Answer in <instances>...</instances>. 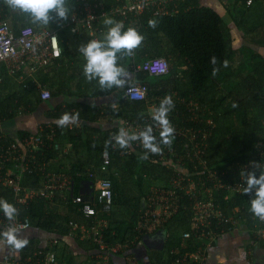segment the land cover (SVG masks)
<instances>
[{
    "label": "trees",
    "instance_id": "trees-1",
    "mask_svg": "<svg viewBox=\"0 0 264 264\" xmlns=\"http://www.w3.org/2000/svg\"><path fill=\"white\" fill-rule=\"evenodd\" d=\"M102 2L107 11L122 7L124 3L123 0H102ZM79 3V0H69L71 9L69 15L77 10ZM167 3L170 13H162L158 11V6H150L139 14L135 11H128L125 15L111 12L109 16L123 22L125 29L129 26L136 28L139 34L144 37L141 45L134 50V56H131L130 60H124L126 68L133 64V70L134 65L145 59L163 56L170 64L169 73L155 76L148 72L135 73L134 70L137 81L148 87L147 98L141 101L125 99L123 92L130 83L121 90V97L117 99L119 103L117 110L109 105H94L77 101L57 106L56 109L48 113V117L59 118L66 112L69 114L78 112V120H83L86 123L81 127L74 128L60 127L54 123L52 127L55 128L56 135L52 146L48 145L43 151L36 153L38 161L43 164L58 156L61 139H66L72 144L77 159L66 170L74 182V195L81 193L83 183L91 178V170L97 172L98 177L107 176L112 180L115 190L114 210L112 209L109 214L103 213L102 215L108 219L107 228L103 230L105 240L110 244H129L136 250L140 261L145 264L147 262L140 252L141 246L137 247L136 239L139 235L135 229L138 211L141 209L139 204L141 199L151 191V185L159 183V186L169 187V173L176 168L174 169L172 164L162 162L157 155L150 159L148 156L144 158V155L136 152L127 153L131 144L128 148H120L115 140L111 139L118 132L119 127L104 130L94 126L95 121L108 113L111 116H120L124 119L144 121L149 116L147 111L150 102H156L158 107L161 101L159 98L173 96L172 100L175 103L169 113L171 114L169 115L170 121L175 126L202 128L210 133L206 155L208 167L217 173L224 172L221 174L223 182L229 183L238 180V175L241 172L240 170L236 171L238 166L242 167L250 162L262 161L264 163V55L259 52L260 48L264 47V0H254L251 6L246 5V0H233L229 9L232 19L240 31H245L246 34L252 33L250 38L247 36L245 38L250 43L256 44V47L252 44L254 46L243 45L239 48L233 46L234 38L228 22L214 7L204 5L201 0H169ZM239 4L243 7H240ZM0 18L8 19L16 31L24 26L33 27L35 30L49 28L57 31L62 47V56L51 63L49 71L46 67L38 75V78L45 81L48 80L47 77H50L49 81L51 82L62 75H68V82L75 77L76 69L71 68V63L80 53H74L73 44L75 47L74 42L77 41V37L73 38V36H79L87 43L95 37L101 39L102 34L106 31V26L100 22L98 25L102 31H99L97 35H90L87 31H82L81 34L74 33L71 30L73 24L61 27V23L66 22L68 18L66 20L54 19L48 26L38 27L33 25L26 15L9 9L3 0H0ZM152 19L157 21L155 28L148 25V21ZM250 23L253 24L250 26ZM212 57L216 58L215 64L211 62ZM225 61L227 62L226 67ZM67 64H70L71 69L66 67ZM213 68L219 69L215 75H213ZM62 86L52 89V95L60 96L66 93L64 83ZM117 90L118 88L102 90L98 86L92 88L85 96H108ZM42 102L33 82L30 87L24 88L21 82L9 74L6 65H0V123L13 119L20 113L33 112ZM50 130L51 127L45 126L43 133ZM30 134L31 132L19 131L18 136L19 139H23ZM237 134H242L241 140L238 136V141L241 144L240 149L234 153H227L226 146L230 141L234 143L237 140ZM12 141L14 139L10 137L0 136V146ZM106 141H109L107 145ZM161 145L162 147L166 146ZM186 146V139L173 133L172 144L168 148H172L179 155H184ZM106 152L111 157L109 171L112 173L98 171L103 161V154ZM172 158L175 160L174 157ZM185 164L186 171L182 172L185 177L191 176L194 180L199 181L200 176L206 177L208 174L209 168H202L198 171L199 169H195L190 162ZM140 170L141 173H138ZM251 170H253L252 166L245 172ZM43 180V173L35 172L24 174L22 181L28 188L39 190ZM131 183L137 186L139 195H130V191L134 190ZM0 199H5L10 204L14 201L10 189L1 184ZM72 199V196L69 195L65 203L59 193H56L55 198L51 201L36 198L30 202L26 212L33 227L55 234L58 236V243L59 241L69 244L74 242L82 250H92L90 254H93L94 251L96 253L98 245L93 238L87 237L81 228L74 230L70 224L73 221L79 224L85 223L87 227H90L96 217L86 218L83 216L77 210L78 207L72 202ZM215 200L227 213L233 212L236 207L240 208L235 214L240 218L239 224L248 229L251 238V230L256 223L257 216L250 211V197L245 193L232 194L226 189H220L215 193ZM193 202L194 199L190 195L183 194L177 215L166 225L168 237L164 241V246L161 249H152L149 256L147 255L150 264H162L163 261L171 262L170 248L182 246L181 234L190 229ZM130 204L134 205L133 207L136 209L132 217L119 219L116 216V207L119 205L129 206ZM59 206L61 207L58 208ZM96 206L97 210L101 211V206ZM119 216H123V214L121 213ZM228 227L229 225L225 226L226 230H229ZM69 236L72 240L66 238ZM149 237H153V235ZM40 244L34 239L28 240V244L15 253H21L24 258L29 255L34 257L33 254L40 247H44ZM146 249L149 251L147 246ZM182 250L194 251L195 246H184ZM74 257V254L70 253L67 264H73ZM112 262H114L113 257Z\"/></svg>",
    "mask_w": 264,
    "mask_h": 264
},
{
    "label": "built area",
    "instance_id": "built-area-1",
    "mask_svg": "<svg viewBox=\"0 0 264 264\" xmlns=\"http://www.w3.org/2000/svg\"><path fill=\"white\" fill-rule=\"evenodd\" d=\"M79 1L77 10L68 16L66 22L61 23L62 28L73 24L71 30L78 34L87 31L90 35H97L99 31H102L99 29L98 23L102 22L104 24V19L110 18L111 12H119L125 15L128 11H135L139 14L150 6H158V11L162 13L171 12L167 3L169 0H123V6L114 8L112 11L105 9L102 0ZM253 3L254 0H246L247 6H251ZM61 56L62 47L57 31L49 28L35 30L30 26H24L16 31L8 19L0 18V65H6L9 74L21 82L24 88H28L32 82H36V79L32 78L36 72L48 67ZM133 68L135 72L141 71L148 72L150 75L163 76L169 73L170 64L165 57L154 56L139 62ZM38 88L42 100H48L52 97V93L47 87H41V84H39ZM147 95V85L139 82L131 83L123 92V97L131 101L145 100ZM163 98H159V100ZM171 98L173 99V96ZM153 105L155 108L157 107L156 102ZM169 115L171 114H168V119ZM171 124L175 129L174 133L177 136L184 137L187 141L185 154L179 155L172 148L162 147V145H160L162 148L161 153L153 154L149 152L147 154L150 159L154 158L155 155L159 156L162 162L172 164L176 169L169 173V187L154 186L143 198L144 204L138 211L135 225L136 231L139 232L136 238L137 247L144 245L146 238L152 235L155 236L161 233L162 230L166 233L162 242V246H164V241L168 237L166 225L177 215L183 194H188L194 199L190 229L181 234L182 246L170 248L171 262L163 261L162 264H211L208 261V249L214 245L220 235L235 229L240 220L236 216L240 208L236 207L233 212L227 213L221 207V204L215 200V193L220 189H226L232 194L244 193L243 188L246 185L243 182L244 178L241 173L248 170L252 166V162L237 167L236 171H241L237 181L225 183L221 178V174H224V172L217 173L208 167L206 155L210 133L202 128L175 126L173 122ZM146 125H152L153 134L159 141L160 129L155 125L152 113H149L144 121L126 119L124 127L130 132L138 133L143 131ZM44 129L45 127L42 126L37 132L31 133L23 139L14 140L9 144L0 146V184L10 189L14 200L12 204L17 209V215L12 221H9L3 211L0 210V230L14 226L18 230V235L24 233L33 228L32 221L26 212L31 201L36 198L51 201L55 198L56 193H59L64 200L71 195L72 202L78 207L77 210L86 218L96 217V220L90 227H87L85 223L79 224L73 221L70 224L74 227V230L81 228L87 237L93 238L98 245L96 253L91 254L88 259L73 264H145L140 261L139 255L135 252L136 250L130 247L129 244H110L105 240L103 230L107 228L108 219L102 215L103 213H111L115 203L114 185L109 177L99 178L97 172L91 170V180L98 178L97 181H91L88 186L82 189L83 192L74 195V182L71 175L62 171H50L47 168V162L41 164L38 161L36 153L43 151L48 145L51 147L56 135L54 127H51V130L47 133H43ZM132 146L143 154L147 151L140 141L132 142ZM111 162L110 155L107 152L104 153L98 171L110 172ZM186 162H190L195 169H199L198 171L202 168H209L207 176H200L199 181L194 180L191 176L185 177L182 172L186 171ZM8 163H13L15 168H8L5 176L4 170ZM257 163L264 166L262 161ZM35 172L43 173L44 177L42 187L39 190L28 188L22 181L24 174ZM10 175L11 178H9ZM8 178L9 181H5ZM96 205L101 206V211L97 210ZM228 225L229 230H226L225 226ZM251 231L252 240L263 242L264 219L257 217ZM57 243L58 239H54L51 245L40 247L33 254L34 257L29 255L27 258L22 257L21 253H15L17 250L0 246V253L3 247L10 250L9 252L3 250L2 255H0V264H67V261L60 259V255L55 248ZM133 243L135 242L133 241ZM184 246H195V250L183 251ZM109 253H122L123 261L121 263H111L108 257Z\"/></svg>",
    "mask_w": 264,
    "mask_h": 264
},
{
    "label": "crops",
    "instance_id": "crops-1",
    "mask_svg": "<svg viewBox=\"0 0 264 264\" xmlns=\"http://www.w3.org/2000/svg\"><path fill=\"white\" fill-rule=\"evenodd\" d=\"M201 2L204 5L214 7L222 15L225 21L228 22L231 28L233 26H236V23L232 19V16L229 12V9L232 6L233 0H201ZM236 28L238 32H241L237 26ZM76 37H77L76 39L77 41L83 40L79 36H73V38H76ZM74 53H78V50L74 49ZM76 57L77 58L71 63L72 64L71 68H73L74 70L76 69V71H74L75 77L73 79L71 78L70 82H68V75H62V77L60 78L56 77L55 80H53L52 82L49 81L51 79L50 77H47L48 80L46 81L41 80L40 78H38L39 77L38 75L40 72L45 70L44 68L41 69L39 72H36L32 76V78L36 79V82H34L33 84H35V87L37 91L39 92V94H40V90L38 88L39 84H41V87H47L50 91H52V89H56L58 86L63 87L62 85L64 83V88L66 89L67 92L60 96L52 95L50 99L43 100L42 104L38 105L35 111L31 113H28V114L20 113L17 116H15L13 119L3 121L2 123H0V136L4 135V136L10 137L18 141L19 131H27V132L35 133L42 126L52 127V125L56 123V120L58 118H50L48 117V113L56 109V107L59 105H65L67 103H71L74 101L85 102V103L94 104V105H106V106L109 105L113 109L117 110L119 108V103L117 99L121 97V94H122L121 90H123L124 87L130 83L138 82L137 76L136 74H134L135 71L134 69L132 70L133 64L130 65L128 68H126V65L124 63V60H130L131 57H124L122 60L119 61L121 62L120 64L125 67L128 73V76L125 78L126 83L124 87L118 88V90L115 93L110 94L108 96L87 97L85 95L88 94V92L92 88L98 87L99 84L97 80H93L89 82L85 79L83 75V66H84L85 61L81 54H79ZM51 65H49L47 69ZM69 66L70 64H67L66 67L71 69ZM80 93L81 95H79ZM149 105H148V112L153 113L155 106L154 105L149 106ZM121 120L125 122L126 119L120 116H115V115L111 116L108 113L106 116H103L97 121H95L93 125L101 129H104V130H111L114 127H120L119 122ZM85 123L86 122L83 120H77L75 123H70L66 125L65 127H73V128L81 127ZM60 143H61V146H60V151H59L58 156L55 159L51 160L50 162H47V168L50 171H57L56 169H59L58 171L67 173V170H66L67 167L77 159V156L75 155L73 151L72 144L68 140L61 139ZM126 152L127 153L136 152L138 154L144 155L140 150L134 148L132 146V143H131L130 148ZM8 168L13 169L15 168V165L13 163H8L6 165V168L4 170L5 176L7 175ZM9 178H11V175ZM9 178L6 179L5 181H9ZM97 179L91 180V178H89L88 181H85L83 183L82 189H84L85 186H88L89 183H91V181H97ZM65 201L66 200H64V202ZM61 206H59L58 208H60ZM237 225L238 226L235 229L229 230L228 232L220 235V237L216 240L214 245H212L208 249L209 263L211 264H264V243L251 240L252 237L250 238L248 229L242 224L241 225L237 224ZM33 229L34 228L24 233H20L19 237L26 238L27 240L34 239L38 241L39 243H41L40 246L51 245L54 239H58V236H56L55 234L49 233L39 228H36V230H33ZM155 237L156 235L153 237L146 238V241L148 240L149 244L145 242V244L142 245L144 247L143 248L140 247V252L142 256L144 257V260L147 263L149 262L148 256L150 253L149 251H147L146 246L149 248V250L150 249H161L163 247L162 239H160L161 240L160 247H158L159 242H158V239ZM66 238H68L69 240H72L70 236ZM78 246L79 245H76V243L74 242L69 244L68 242H65V241L64 242L59 241V243L56 245L55 248L57 249L62 261L68 262L69 254L72 253L75 256L73 263H76L81 260L88 259L91 256L90 252L92 251V250L90 251L82 250V248H80V246L78 248ZM3 250L4 252L10 251L8 248L3 247L0 255H2ZM93 253H95V251ZM108 257L111 263H121L123 261L122 253H119V254L109 253ZM112 257H113L114 262H112Z\"/></svg>",
    "mask_w": 264,
    "mask_h": 264
},
{
    "label": "clouds",
    "instance_id": "clouds-1",
    "mask_svg": "<svg viewBox=\"0 0 264 264\" xmlns=\"http://www.w3.org/2000/svg\"><path fill=\"white\" fill-rule=\"evenodd\" d=\"M3 3L12 11L24 14L29 21L36 26H48L54 19L66 20L71 11L69 0H3ZM106 31L101 39H93L78 48L85 61L83 75L89 82L97 80L102 90L124 87L128 73L119 61L124 57L134 55L144 37L134 27H127L121 21L113 18H105L103 21ZM149 27L155 28V19L148 21ZM211 62L216 63L212 57ZM225 67L227 62H224ZM219 69L213 68V75ZM174 103L171 96H165L158 107L153 110L152 119L160 129V139L153 134L152 125H146L143 131L130 132L124 127V121L119 122L120 127L111 139L115 140L120 148H128L134 141H140L147 154H159L162 151L161 144L171 146L173 133L175 131L168 119L169 112L173 109ZM79 119V113H64L57 120V126L64 127L75 123ZM109 141H106V145ZM253 170L243 172V182L246 185L243 192L250 197V211L257 217L264 219V166L252 162ZM0 210L5 217L12 221L17 215V209L5 199H0ZM28 244L26 238H20L18 230L14 226L0 230V246L20 250Z\"/></svg>",
    "mask_w": 264,
    "mask_h": 264
},
{
    "label": "rangeland",
    "instance_id": "rangeland-1",
    "mask_svg": "<svg viewBox=\"0 0 264 264\" xmlns=\"http://www.w3.org/2000/svg\"><path fill=\"white\" fill-rule=\"evenodd\" d=\"M239 6L240 7H243L241 4H239ZM253 23H250V26L252 25ZM233 28V29H232ZM231 28V30H232V36H233V46L234 47H237V48H239V47H241V46H243V45H252V44H254L255 45V47H256V44L255 43H250L248 40H247V38H245L246 36L247 37H249L250 38V35H252V33L251 34H249V33H245V31H241V32H238V30H237V28H236V26H233ZM241 29V28H240ZM238 33H239V35H238ZM253 35H255V34H253ZM75 43V47H74V44H73V48L74 49H76V50H78V48H79V46H81L82 44H85L86 42H85V39H83V40H78V41H76V42H74ZM254 45H252V46H254ZM258 47V46H257ZM261 47V46H260ZM260 47H258V48H260ZM259 52H261L262 53V55H264V47H262V48H260V50H259ZM152 80H154L153 78H151ZM175 103V102H174ZM154 103H152V102H150V105L149 106H151V105H153ZM152 110V109H151ZM148 112V111H147ZM149 113H151V112H148V114ZM210 122V121H209ZM238 132H239V130H238ZM237 132V133H238ZM238 136H239V139L241 140V138H242V134H237V140L233 143L232 141H230V143L226 146V148H227V153H234V152H236L237 150H239L240 149V146H241V144H240V142L238 141ZM225 148V149H226ZM138 173H141V170L138 172ZM102 177V176H101ZM157 185H159V183L158 184H156V185H151V187H150V189L152 188V187H154V186H157ZM131 186L134 188V190L133 191H130V195H132V196H134V195H139V191H138V189H137V186L136 185H134L133 183H131ZM128 191H129V189H127ZM143 204H144V200H142L141 199V201H140V204H139V207L140 208H142L143 207ZM134 205H132V204H130L129 206H126V205H119V206H115L116 207V216H118V218L119 219H125V218H129L130 216L132 217V214H133V212L134 211H136V209L133 207ZM114 210V209H113ZM124 212V213H123ZM126 212H128V215H126ZM123 214V216H119V214ZM34 229L33 230H36V227L34 226L33 227ZM165 232H163V230L161 231V233H158L157 235H156V237L155 238H157L158 239V242H159V245H160V239H162V242H163V237L165 236ZM242 238H244V237H242ZM252 240V239H251ZM144 246H141V248H143ZM151 250L152 249H150L149 250V252H151Z\"/></svg>",
    "mask_w": 264,
    "mask_h": 264
},
{
    "label": "water",
    "instance_id": "water-1",
    "mask_svg": "<svg viewBox=\"0 0 264 264\" xmlns=\"http://www.w3.org/2000/svg\"><path fill=\"white\" fill-rule=\"evenodd\" d=\"M146 243H148V244H149V241L147 240V241H146ZM158 247H160V245H158Z\"/></svg>",
    "mask_w": 264,
    "mask_h": 264
}]
</instances>
